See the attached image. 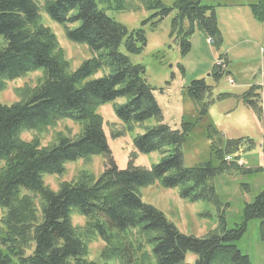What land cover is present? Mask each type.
Wrapping results in <instances>:
<instances>
[{"label": "trees", "instance_id": "obj_1", "mask_svg": "<svg viewBox=\"0 0 264 264\" xmlns=\"http://www.w3.org/2000/svg\"><path fill=\"white\" fill-rule=\"evenodd\" d=\"M137 1L147 10L159 8L152 16L159 20L171 11L158 0ZM200 2L177 0L174 4L177 15L171 34L183 55L189 52L188 40L197 30L212 43L221 41L214 11ZM115 3L117 12L120 8L127 11L124 0ZM44 11L65 26L68 40L86 46L93 57L71 71L54 35L41 25L34 0H0V93L5 82L39 69L44 74L43 82L27 92L25 101L0 105V264H98L88 260L89 245L96 240L106 245L101 252L105 262L112 258L119 264H189L185 257L190 253L195 256L190 264H251L235 243L243 236L246 222L254 218L261 220L264 239V193L245 206L241 226L221 228L204 238L181 234L139 197L141 187L161 179L167 188L183 186L181 195L204 198L200 195L203 190L193 193L196 187L229 168L183 166L181 147L187 127L172 130L162 123L143 67L132 65L126 55L139 53L146 46L144 30H128L94 0H49ZM251 12L255 20L264 22V0H258ZM99 72L103 76L93 78ZM212 76L218 81L221 72L215 68ZM256 90L252 86L245 94L258 99ZM211 91L204 80L190 83L188 94L201 106L197 120L212 102L204 101ZM116 100H124L114 108L123 129L114 136L133 131L149 119L157 121L156 126L145 127L133 144L141 154L158 153L162 157L158 164L144 168L129 161L125 169L116 166L97 114L100 106ZM64 119L82 126L76 138L60 137L57 144L43 147L37 138L26 142L20 137L22 132H40ZM234 146L233 141L227 144V148ZM94 156L104 157L106 166L97 179L81 172L85 180L63 183L57 192L44 184L43 175L61 176L66 164ZM225 158L231 160L228 155ZM206 187L213 193V187ZM74 215L84 218L83 227L72 224ZM134 230L145 237L149 252L142 251L140 241L129 240Z\"/></svg>", "mask_w": 264, "mask_h": 264}, {"label": "rangeland", "instance_id": "obj_2", "mask_svg": "<svg viewBox=\"0 0 264 264\" xmlns=\"http://www.w3.org/2000/svg\"><path fill=\"white\" fill-rule=\"evenodd\" d=\"M47 1L34 0L40 9V23L54 35L71 71H75L93 54L83 44L67 39L65 26L54 22L44 11ZM94 1L99 9L105 10L109 17L128 30H144L146 46L139 53L125 54L132 65L143 67L144 80L153 89L152 95L162 113V123L172 130L187 127L181 147L183 166L198 169L209 164L215 170H220L223 165L229 167L208 179L206 185L213 187L214 194L206 185L196 187L193 193L203 190L200 195L204 198L192 199L181 195L183 186L167 188L161 179H157L152 185L139 189L140 199L161 212L186 236L204 238L213 232L219 233L221 228H238L244 221L245 206L264 193V22L255 20L251 12V7L258 0H201L202 6L214 11L221 41L212 43L202 31L197 30L188 40L190 50L185 55L181 54L176 37L171 34L173 19L177 15L174 9L177 0H158L162 6L171 9L161 20L152 17L159 8L144 9L137 0H124L127 11L120 8V12L114 9L115 0ZM221 60L224 62L222 76L215 81L212 73ZM103 74L99 72L93 78H101ZM43 80V71L39 69L5 82L0 93V105L10 106L25 101L27 92L34 91ZM195 80H204L212 89L204 99L212 102L200 120H197L200 103L188 94L190 83ZM252 86L257 87L258 99L251 96L252 93L245 94ZM123 103L124 100H116L97 109L112 159L120 170L125 169L129 161L134 166L150 168L162 157L158 153L137 152L133 140L144 133L145 127L156 126L157 121L149 119L133 131L114 136L115 132L123 129L114 108ZM81 131L80 124L64 119L40 132H22L20 137L26 142L37 138L43 147H47L57 144L60 137L74 139ZM232 141L237 149L235 146L227 148ZM226 155L231 157V161L224 163ZM64 168L61 176L43 175V182L50 190L57 192L61 184L78 181L82 177L81 172L97 179L106 166L104 157L94 156L68 163ZM72 224L81 228L85 220L74 215ZM129 236L130 241H140L144 245L142 251H150L145 246L143 235L134 230ZM235 246L251 264H264V239L259 218L246 222L245 232ZM105 247L102 240L91 242L88 260L98 264H119L116 259L109 258L106 262L101 259ZM138 257L136 255L135 260ZM194 260V255L186 254L185 263L190 264Z\"/></svg>", "mask_w": 264, "mask_h": 264}, {"label": "built area", "instance_id": "obj_3", "mask_svg": "<svg viewBox=\"0 0 264 264\" xmlns=\"http://www.w3.org/2000/svg\"><path fill=\"white\" fill-rule=\"evenodd\" d=\"M217 65H218V67H222L223 61L221 60Z\"/></svg>", "mask_w": 264, "mask_h": 264}]
</instances>
